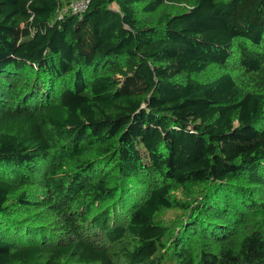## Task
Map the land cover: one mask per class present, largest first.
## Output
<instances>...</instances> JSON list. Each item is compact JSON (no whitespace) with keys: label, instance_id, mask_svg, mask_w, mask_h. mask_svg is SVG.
<instances>
[{"label":"trees","instance_id":"obj_1","mask_svg":"<svg viewBox=\"0 0 264 264\" xmlns=\"http://www.w3.org/2000/svg\"><path fill=\"white\" fill-rule=\"evenodd\" d=\"M69 2L0 0V264H264V0Z\"/></svg>","mask_w":264,"mask_h":264},{"label":"rangeland","instance_id":"obj_2","mask_svg":"<svg viewBox=\"0 0 264 264\" xmlns=\"http://www.w3.org/2000/svg\"><path fill=\"white\" fill-rule=\"evenodd\" d=\"M179 213L180 211L178 210H168L159 214L157 216V220L170 226H174V224L176 223V219L179 217Z\"/></svg>","mask_w":264,"mask_h":264},{"label":"built area","instance_id":"obj_3","mask_svg":"<svg viewBox=\"0 0 264 264\" xmlns=\"http://www.w3.org/2000/svg\"><path fill=\"white\" fill-rule=\"evenodd\" d=\"M87 7V0H70L68 8L77 14H82Z\"/></svg>","mask_w":264,"mask_h":264}]
</instances>
